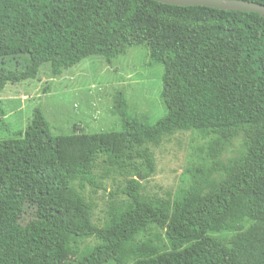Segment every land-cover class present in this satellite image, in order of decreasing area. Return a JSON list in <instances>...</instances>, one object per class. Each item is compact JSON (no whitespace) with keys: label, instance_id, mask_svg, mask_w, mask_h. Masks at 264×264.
<instances>
[{"label":"trees","instance_id":"trees-1","mask_svg":"<svg viewBox=\"0 0 264 264\" xmlns=\"http://www.w3.org/2000/svg\"><path fill=\"white\" fill-rule=\"evenodd\" d=\"M140 46L163 66L166 113L155 124L131 117L120 92L113 107L119 131L53 135L38 105L22 132L25 145L41 142L31 176L36 193L42 182L49 183L51 205L45 211L51 220L35 223L56 240L55 264H124L123 246L151 225L165 232L170 250L132 264H264L263 17L153 0H0V94L7 84L35 79L44 64L56 77L90 57L111 65ZM18 57L25 59L23 68L5 66ZM239 128L248 133L243 163L213 190L187 195L169 212L143 201L137 180L130 179L123 193L132 208L114 214L104 228L92 223L74 185L95 186L91 176L100 157L132 165L137 146L156 144L175 131L230 135ZM141 157L146 178L153 161L146 151ZM14 191L10 170H1L0 196ZM223 230L234 233L227 245L209 235ZM92 237L101 244L72 263L68 242Z\"/></svg>","mask_w":264,"mask_h":264},{"label":"rangeland","instance_id":"rangeland-1","mask_svg":"<svg viewBox=\"0 0 264 264\" xmlns=\"http://www.w3.org/2000/svg\"><path fill=\"white\" fill-rule=\"evenodd\" d=\"M24 57L8 59L5 66L21 69ZM163 66L140 46L116 57L109 65L101 57H90L52 76L44 64L35 79L7 84L0 94V171L10 170L15 191L0 196V264H55L56 240L47 227L50 222L48 182L36 193L31 168L41 147L36 141L25 145L22 132L40 105L53 135L96 134L121 130L120 117L113 114L118 93H122L131 117L146 119L150 125L161 119L166 109L161 99ZM248 133L239 128L223 135L209 130L175 131L156 144L137 146L130 162L119 165L100 157L92 171V182L74 185L89 207L92 223L104 228L109 219L132 208L123 193L128 180L138 182L143 201L172 211L174 204L190 194L213 190L218 181L229 177L243 163ZM148 152L153 171L148 172L141 157ZM139 173V175H137ZM234 233L223 230L209 235L228 244ZM101 242L95 238H74L68 242L69 260L75 263ZM170 250L165 232L151 225L133 236L121 251L124 264ZM114 264V263H109Z\"/></svg>","mask_w":264,"mask_h":264},{"label":"water","instance_id":"water-1","mask_svg":"<svg viewBox=\"0 0 264 264\" xmlns=\"http://www.w3.org/2000/svg\"><path fill=\"white\" fill-rule=\"evenodd\" d=\"M178 7L201 6L222 11L255 13L264 18V5L243 0H153Z\"/></svg>","mask_w":264,"mask_h":264}]
</instances>
